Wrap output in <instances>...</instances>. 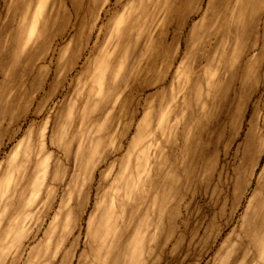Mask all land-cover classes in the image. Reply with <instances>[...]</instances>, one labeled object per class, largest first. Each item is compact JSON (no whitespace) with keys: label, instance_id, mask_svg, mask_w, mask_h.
<instances>
[{"label":"clouds","instance_id":"clouds-1","mask_svg":"<svg viewBox=\"0 0 264 264\" xmlns=\"http://www.w3.org/2000/svg\"><path fill=\"white\" fill-rule=\"evenodd\" d=\"M0 264H264V0H0Z\"/></svg>","mask_w":264,"mask_h":264},{"label":"rangeland","instance_id":"rangeland-1","mask_svg":"<svg viewBox=\"0 0 264 264\" xmlns=\"http://www.w3.org/2000/svg\"><path fill=\"white\" fill-rule=\"evenodd\" d=\"M39 16H40V10H37L35 15L33 16L30 38L36 32V26H37L38 21H39ZM17 155H19V152L17 153ZM15 159H16V157H13L14 161H15ZM48 177H49V162L47 159H45L41 162V164L39 166V171L36 174V177H35V180L33 183L32 196L25 206L26 210L32 209L35 204L40 202L41 197L43 195L44 187H45L47 180H48ZM11 184H12L11 177H9V179L3 183L2 188H3V191L5 194L7 193V190L9 189ZM33 219H34L33 214L31 212H28V211L25 212V214L23 215L22 218H20V217L17 218V223L20 226V232L18 233V235H23L24 231L26 229H28V227L31 224V222L33 221ZM56 220L57 221L59 220V216L56 217ZM54 230H55V222L52 224L53 233H54Z\"/></svg>","mask_w":264,"mask_h":264}]
</instances>
